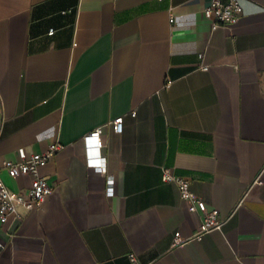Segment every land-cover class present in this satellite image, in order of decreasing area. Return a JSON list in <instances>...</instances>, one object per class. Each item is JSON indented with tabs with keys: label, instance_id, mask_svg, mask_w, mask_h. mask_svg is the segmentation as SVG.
<instances>
[{
	"label": "crops",
	"instance_id": "1",
	"mask_svg": "<svg viewBox=\"0 0 264 264\" xmlns=\"http://www.w3.org/2000/svg\"><path fill=\"white\" fill-rule=\"evenodd\" d=\"M209 2L0 0V165L63 146L52 192L0 229V264H264V0L215 29ZM162 168L219 227L199 231Z\"/></svg>",
	"mask_w": 264,
	"mask_h": 264
},
{
	"label": "built area",
	"instance_id": "2",
	"mask_svg": "<svg viewBox=\"0 0 264 264\" xmlns=\"http://www.w3.org/2000/svg\"><path fill=\"white\" fill-rule=\"evenodd\" d=\"M204 16L211 21L212 28L217 27L230 28L238 20L242 13L241 0H210L209 4L203 10ZM170 22L173 18L170 17ZM52 33V30L49 31ZM199 69L207 70V65L203 62V55H199ZM134 115V111L130 113ZM115 133H121L123 129L122 117H117L109 121ZM102 127H97L90 131L85 139L88 145L92 143L94 146L87 147L86 160L89 165L103 169L102 162L99 157H94L91 150L99 149V136ZM62 144L53 142L48 145L47 149L26 155L23 150L18 151V159L16 161L4 160L0 165V229H4L10 237L14 234L15 224L21 220V211H31L40 206L44 199L52 192V187L47 183L46 178L42 175L41 169L50 162L54 155L62 149ZM5 171L10 178L19 176L29 177V186L25 192H14L10 190L1 178V172ZM162 182H169L177 188L179 197L190 212H200L202 216L199 227L200 232H206L210 229L219 227L221 220L218 211L215 209H207L203 200L194 195L189 189V181L172 174L170 169L162 168ZM182 240L179 232L173 235V243ZM134 260V257H131Z\"/></svg>",
	"mask_w": 264,
	"mask_h": 264
}]
</instances>
